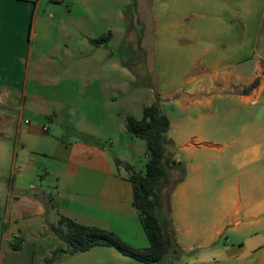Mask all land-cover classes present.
Instances as JSON below:
<instances>
[{
	"label": "crops",
	"instance_id": "obj_1",
	"mask_svg": "<svg viewBox=\"0 0 264 264\" xmlns=\"http://www.w3.org/2000/svg\"><path fill=\"white\" fill-rule=\"evenodd\" d=\"M114 1L0 0V256L28 243L43 264L65 249L62 218L148 247L123 167L144 173L147 151L125 119L156 91L185 167L168 199L179 260L264 264V0H132L129 31ZM122 37L123 56L109 47ZM134 53L154 61L146 94ZM129 259L95 247L54 264Z\"/></svg>",
	"mask_w": 264,
	"mask_h": 264
},
{
	"label": "trees",
	"instance_id": "obj_2",
	"mask_svg": "<svg viewBox=\"0 0 264 264\" xmlns=\"http://www.w3.org/2000/svg\"><path fill=\"white\" fill-rule=\"evenodd\" d=\"M135 5L132 2V7ZM169 127V119L160 110L156 91L153 103L142 110L141 120L137 121L131 116L125 119L126 131L132 139L142 141L147 151L144 173L134 172L128 165L123 167L130 174L133 207L138 212L148 247L134 249L110 232L79 226L62 218L51 231L65 249L55 250L43 264H54L63 255L73 256L95 247L112 248L140 264H157L164 259L166 264H173L181 258L182 251L174 238L168 199L175 187L184 181L185 167L174 158L173 144L166 138ZM115 163L120 165L118 161Z\"/></svg>",
	"mask_w": 264,
	"mask_h": 264
},
{
	"label": "rangeland",
	"instance_id": "obj_3",
	"mask_svg": "<svg viewBox=\"0 0 264 264\" xmlns=\"http://www.w3.org/2000/svg\"><path fill=\"white\" fill-rule=\"evenodd\" d=\"M127 2L130 5H129L127 10L125 9L126 10V19L124 18L123 20H121L118 23L119 27L124 29L125 31H129L130 29H137L135 24L131 27H128L127 22H126V20L129 21L130 17L131 18L135 17V10H134V7H132V0H119V1L111 2V6H110V10H109V13L112 16L116 14L117 10L119 11V7H121V11H123V13H124L123 5H125V3H127ZM145 20H147L146 17H145ZM134 22H135V20H134ZM112 27H113V25H112ZM147 28H148V26H147ZM146 30H148V29H146ZM104 33L107 36L108 32H104ZM146 38H147V42H148V37L146 36ZM125 40H126V38L123 39V37L121 39H115L109 44V47L111 49L115 48L117 50L116 54L123 56V54L126 53V47H125L126 41ZM130 48H131V46H130ZM137 57H139V56H137V54H135L134 60L129 59V66L128 67L135 74V83L137 85H140L142 93L146 94V93H148L147 91H149L150 87H151V89L156 88V78H155L154 73H153V71L155 69L154 65H153L154 61L151 58H149V60H148V57H147L146 65H144V61H141L140 62L141 65H140V63L137 62V60H138ZM229 105H231V104H228V102H222V103L214 102V104H213V106L221 107V108H224V107L229 106ZM174 151L175 152L177 151V147H175ZM27 244L28 243H26L24 245V248L22 249L20 255H13V254L5 253L2 257L0 256V264H10V263L11 264H30V263L38 264L39 258L42 257V254L40 252H36V254L33 256V260L28 258L26 256L27 247H28ZM35 246L38 247V244H35ZM129 260H130V262L132 261L131 259H129ZM132 262H134L133 264H140V263H136L135 261H132ZM166 262L167 261L164 259L157 264H166ZM176 264H184V262H183V260H178V261H176Z\"/></svg>",
	"mask_w": 264,
	"mask_h": 264
}]
</instances>
